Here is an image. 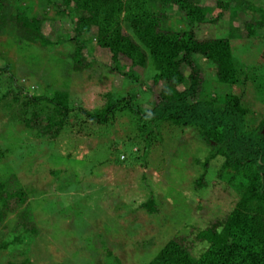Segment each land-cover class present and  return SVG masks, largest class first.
<instances>
[{
    "label": "rangeland",
    "instance_id": "1",
    "mask_svg": "<svg viewBox=\"0 0 264 264\" xmlns=\"http://www.w3.org/2000/svg\"><path fill=\"white\" fill-rule=\"evenodd\" d=\"M223 1L229 2L228 8L218 7L217 0H198L210 9L209 19L223 16L197 27L195 33L197 38H228L235 63L249 79L233 87L220 83L214 67L202 59V95H241L249 123L256 126L264 118V25L246 37V23L252 17L260 19V12L242 7L240 0ZM247 1L264 14V0ZM20 4L46 17L42 31L53 42L43 48L20 44L15 29L0 34V66L11 68L25 92L51 96L65 90L72 104L90 113L104 108L110 94L125 97L127 103L126 94L135 92L129 105L136 112L123 109L107 125L81 113L53 139L35 136L4 114L0 176L5 181L14 178L31 194L0 226V243L6 244L0 249V264H147L175 235L185 237L186 245L192 242V253L198 256L204 247L198 232L224 219L238 199L229 183L231 174L219 172L222 160L209 157L212 148L193 127L161 123L145 135L139 129V114L155 106L163 83H153L147 69L138 67V80H130L125 73L131 61L124 56L119 58L120 69L112 70L109 51L88 36L84 58L91 67L70 71V16L57 13L60 7L45 0ZM167 13V27L184 28L179 14ZM183 71L188 74L190 69ZM201 176L204 185L198 187ZM149 200L155 212L143 208ZM25 208L37 233L18 225L17 214Z\"/></svg>",
    "mask_w": 264,
    "mask_h": 264
},
{
    "label": "trees",
    "instance_id": "2",
    "mask_svg": "<svg viewBox=\"0 0 264 264\" xmlns=\"http://www.w3.org/2000/svg\"><path fill=\"white\" fill-rule=\"evenodd\" d=\"M45 1L58 5L57 13L69 15L73 22L74 47L68 56L70 71L78 72L92 65L84 58L85 36L109 51L114 63L112 70L120 69V56L128 58L131 66L125 75L130 80H138L136 67L147 69L153 83L162 82L163 87L155 106L139 114L140 131L152 134L161 123L193 127L212 148L209 157L222 160L219 172L231 174L229 183L238 199L224 219L213 221L198 232L197 239L204 245L199 255L192 253V242L186 245L185 237L175 235L147 264H264V118L251 126L249 110L241 95L226 93L221 99L202 95V59L214 67L215 78L220 83L233 87L245 85L249 79L248 75L242 76L235 63L228 38L196 36L197 27L215 23L223 14L209 19L210 9L201 6L198 0ZM246 2L240 0L239 4L261 14L260 19L252 17L245 25L246 37L250 38L263 27L264 14ZM217 6L226 9L229 2L217 0ZM169 10L180 15L184 28L165 25ZM45 20L44 15L31 14L23 8L20 0H0V34L15 29L20 44L29 42L43 48L53 45L42 31ZM184 67L190 69L188 74L184 73ZM261 87L263 93L264 81ZM25 89L7 64L0 66V124L7 114L35 136L53 139L81 113L93 123L107 125L123 109L136 112L129 105L135 99V92L126 94L127 103L125 97L115 99L110 94L104 108L90 113L72 104L65 90H56L51 96H30ZM2 153L0 148V157ZM203 181L201 176L196 186H203ZM28 193L31 191L18 186L14 178L5 181L0 176V226L27 201ZM151 203L149 200L143 204L149 213L156 211ZM17 217L21 228L37 233L28 208L18 212ZM5 247L1 242L0 249Z\"/></svg>",
    "mask_w": 264,
    "mask_h": 264
},
{
    "label": "water",
    "instance_id": "3",
    "mask_svg": "<svg viewBox=\"0 0 264 264\" xmlns=\"http://www.w3.org/2000/svg\"><path fill=\"white\" fill-rule=\"evenodd\" d=\"M262 132H263V134H264V130H263Z\"/></svg>",
    "mask_w": 264,
    "mask_h": 264
}]
</instances>
